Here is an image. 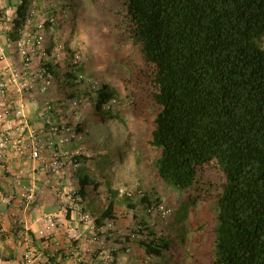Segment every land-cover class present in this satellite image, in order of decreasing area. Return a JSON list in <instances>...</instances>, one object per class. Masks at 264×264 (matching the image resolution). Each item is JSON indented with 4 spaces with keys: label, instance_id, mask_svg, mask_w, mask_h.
I'll list each match as a JSON object with an SVG mask.
<instances>
[{
    "label": "trees",
    "instance_id": "1",
    "mask_svg": "<svg viewBox=\"0 0 264 264\" xmlns=\"http://www.w3.org/2000/svg\"><path fill=\"white\" fill-rule=\"evenodd\" d=\"M49 1L47 14L39 8L43 4L35 5V0L16 1L17 14L10 36L19 38L34 7L47 20L49 60L41 62L53 72L54 79L48 90L37 97L42 103L51 101L53 107L48 113L53 124L74 127L81 139L86 128L83 122L73 121L72 115L64 120L53 116L54 107L59 106L48 96L53 85L63 89L60 102L70 100L77 109L98 92L96 107L104 113L105 123L107 116L118 115L113 109H104L106 103L118 99V92L86 76L83 59L80 68L75 67L72 58L76 52L66 43L60 44L64 68L50 61L48 29L58 19L56 0ZM127 3L132 36L146 68H151L145 72L148 89L140 101L138 115L142 116L148 106L157 109L148 143L160 151L156 161L159 176L186 193L182 199L186 209L210 199L215 201L211 264H264V47L259 42L264 36V0ZM51 17L55 21L50 22ZM17 58L15 55L12 61L17 62ZM80 74L84 79H79ZM79 139L70 144L75 148L70 157H65L67 172L63 177L78 179L80 189L72 192V203H81L78 209L84 210L89 190L94 198L105 182L110 185L111 181L102 182L92 175L89 162L93 157ZM98 173L105 177L100 170ZM152 194L150 197L144 193L141 199L148 211L151 208L160 213L162 198ZM115 216L116 202L111 199L96 218L99 229L92 233L100 236L105 222ZM145 227L127 234L123 243L127 249L124 247L122 252L129 250L131 241L140 234V244L147 255L160 257L170 250L173 240L156 235L147 223ZM107 254L112 259L113 254L117 256L112 251Z\"/></svg>",
    "mask_w": 264,
    "mask_h": 264
},
{
    "label": "rangeland",
    "instance_id": "2",
    "mask_svg": "<svg viewBox=\"0 0 264 264\" xmlns=\"http://www.w3.org/2000/svg\"><path fill=\"white\" fill-rule=\"evenodd\" d=\"M56 3L60 5L56 9L60 41H73L79 53L84 54V61L90 64L85 75L97 80L100 86L108 77L117 76L124 86L118 90L119 103L113 108L118 115L107 116L106 123L102 120L104 113L96 107L98 92L93 100L78 109L70 100L62 103L68 112L66 118L70 114L73 121L86 125L78 142L84 144L93 157L89 162L92 175L100 177L102 182L104 179L111 181L110 185L105 182L104 188L95 193L100 199L98 205L93 206V194L90 190L88 192L83 208L91 214V224L96 226L97 216L111 199L116 202V216L105 222L100 235L107 242L100 248L92 240V250L107 247L104 250L107 253L112 251L120 255V264H131L132 260L136 264H211L217 215L215 201L210 199L188 209L182 207L186 193L159 176L156 161L160 151L148 143L157 109L148 106L142 116L138 115L142 107L140 101L148 89L145 72L150 67L146 68L139 45L132 36L127 0H56ZM259 42L264 47V36ZM99 170L105 177L98 173ZM69 187L71 192H78L80 186L76 177L71 178ZM144 193L150 197L151 194L160 196L161 203L170 212L165 216L157 211L149 212L141 199ZM78 216L76 221L80 226L91 225ZM145 223L156 235L173 240L170 250L160 257L147 255L145 247L140 244L142 234L131 241L130 250L121 251L127 234L146 228ZM112 231L116 235H111ZM92 237L94 234L89 233L88 239ZM80 260L86 263V258Z\"/></svg>",
    "mask_w": 264,
    "mask_h": 264
},
{
    "label": "built area",
    "instance_id": "3",
    "mask_svg": "<svg viewBox=\"0 0 264 264\" xmlns=\"http://www.w3.org/2000/svg\"><path fill=\"white\" fill-rule=\"evenodd\" d=\"M16 1L22 3V0ZM42 17L34 7L27 16V26L21 30L19 38H7L3 42L0 37V167H4L13 158L30 163L38 162L34 166L36 171L60 178L67 172L66 154L62 149L81 136L72 126L53 124L48 113L53 107L51 101L42 103L37 97L39 92L48 90L54 79L53 72L41 62L49 60L47 20ZM49 21L53 22L55 18L51 17ZM61 48L62 45H59V50ZM15 55L18 56L17 62L12 61ZM82 59V55L76 52L72 63L80 68ZM79 79H84L83 74L79 75ZM118 103L119 100L115 98L106 103L104 109L109 111ZM33 108L43 119L41 124L32 121L30 114ZM14 182L23 189L22 197L34 199L36 186H31L27 192L21 176H16ZM149 212L154 211L150 208ZM159 212L165 216L170 209L161 204ZM78 214L82 220L91 224L93 218L89 212L78 209ZM40 220L43 226L37 231L20 220L16 221L15 227L9 232L10 239H17L23 248L22 264H49V260L37 252L36 240L42 238L44 244L49 246L54 242V233L61 223L53 214H45ZM72 238L80 239L76 232ZM92 239L100 248L105 244L104 239L96 233ZM65 253L67 256L68 253ZM85 261L84 264H108L112 258L102 249V253ZM78 264L83 263L78 261Z\"/></svg>",
    "mask_w": 264,
    "mask_h": 264
},
{
    "label": "crops",
    "instance_id": "4",
    "mask_svg": "<svg viewBox=\"0 0 264 264\" xmlns=\"http://www.w3.org/2000/svg\"><path fill=\"white\" fill-rule=\"evenodd\" d=\"M41 12L48 13L49 0H35ZM60 6V5H59ZM58 3L55 8L59 7ZM45 8V9H44ZM44 9V11H42ZM47 10V12H46ZM0 37L1 41H5L7 38H13L10 36L13 30V21L17 14L16 0H0ZM41 15V14H40ZM60 31L56 25L49 27L48 36L50 38L49 52L50 61L55 64L59 69H63L65 66L64 51L59 50V45L63 44L60 41ZM14 39V38H13ZM67 46L75 52H79L75 43L69 40ZM84 56V54H83ZM83 61H84V57ZM84 61L83 70H88V66ZM110 88L118 90L123 86L122 80L117 76H110L104 81ZM62 87L59 84H54L51 90L48 92V96L53 97L56 101L55 104L62 105L60 102ZM41 96V93H39ZM54 107L53 116L56 120H64L67 116L65 107ZM31 119L36 124H41L43 119L39 116V113L33 108L31 110ZM70 115L67 117L69 119ZM75 144L67 145L63 147L62 151L67 157H70ZM36 163H30L16 158L10 159L4 167H0V264H22L21 258L23 254V248L18 243L17 239H10L9 232L15 227L16 221L22 220L33 231H37L43 225L40 220L45 214H53L57 216L61 226L56 229L54 233V242L49 246H46L42 238H37L36 249L39 254H42L49 260V264H78L80 259L86 258L90 260L98 255L99 250H92L94 245L93 239L89 238V233H92L95 229H99L95 225H87L83 228L78 221V205L73 204L72 192L70 191V176L55 178L52 175H47L35 170ZM16 176H21L23 185L26 188L25 191L29 192L31 186H36V194L33 200H28L22 197V188L16 186L14 179ZM94 196V205H98L100 201ZM88 199V197H87ZM87 201V200H86ZM67 202V204L65 203ZM79 217V216H78ZM81 218V217H79ZM77 219V221H76ZM82 220V218H81ZM86 222V221H85ZM92 227H95L92 229ZM89 229V230H88ZM105 229L104 226L101 228ZM76 232L80 237L78 242H75L72 235ZM73 241V242H72ZM130 250V249H129ZM85 251V252H83ZM89 251H93L90 252ZM67 252L65 256L63 253ZM105 253L107 251H104ZM92 256V257H90ZM136 264V261L132 260L131 264ZM84 264V263H83ZM110 264H120V255L113 256Z\"/></svg>",
    "mask_w": 264,
    "mask_h": 264
}]
</instances>
